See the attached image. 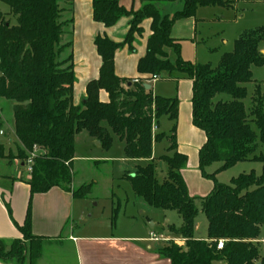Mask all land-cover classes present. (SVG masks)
Segmentation results:
<instances>
[{
	"label": "trees",
	"instance_id": "1",
	"mask_svg": "<svg viewBox=\"0 0 264 264\" xmlns=\"http://www.w3.org/2000/svg\"><path fill=\"white\" fill-rule=\"evenodd\" d=\"M176 1L144 0L135 12L125 9L120 0H92L96 23L109 29L123 18H131V22L122 43L107 36L96 38L95 47L102 61L99 78L87 85L85 99L75 106L73 46L71 42L63 44L73 20L62 21L65 14L72 15L74 0H0L17 18V25L12 26L0 10V99L14 103L18 157L27 164L35 149L41 152L32 159L28 181L32 196L69 187L76 199H87L93 185L70 188L76 136L86 132L104 150L112 148L116 136L124 144L125 158L136 163L135 174L126 176L136 196L150 207L177 212L182 220L180 227L169 226L167 231L185 239V245H165L159 250L163 259L170 264H264L256 245L264 229V97L252 98L249 110L244 103L249 96L246 85L253 82L252 68L264 67L260 50L264 27L244 32L235 42L234 51L225 54L217 68L187 62L181 57L180 42L171 37L174 24L194 18L199 8L226 7L229 2L182 0L183 10L172 18L156 7ZM146 20L152 22V34L146 55L138 63L141 78L132 83L116 75L115 55L124 47L133 52L136 36L142 34ZM68 49L71 54L60 61ZM169 51L175 54L174 61ZM163 75L167 80L193 83L192 124L206 138L198 155L199 170L203 178L214 183L204 197L191 196L182 174L188 157L178 152L179 100L155 96L145 89ZM101 92L108 94L107 103L102 102ZM223 95L230 99H218ZM163 117L175 123L168 149L174 154L160 159L167 166V179L159 183L154 144L164 140L166 134L155 136L153 129ZM3 127L0 116V137ZM10 159L0 144V161ZM244 162L262 164V174H244L229 185L217 182V175ZM214 164L221 167L207 174L206 168ZM200 212L208 221L203 240L196 237ZM19 230L23 240L9 245L0 239V261L36 264L42 239L32 234L31 207ZM221 241L224 246L219 250Z\"/></svg>",
	"mask_w": 264,
	"mask_h": 264
},
{
	"label": "crops",
	"instance_id": "2",
	"mask_svg": "<svg viewBox=\"0 0 264 264\" xmlns=\"http://www.w3.org/2000/svg\"><path fill=\"white\" fill-rule=\"evenodd\" d=\"M143 1L120 0V4L128 11L133 10L136 12L142 8ZM227 2H229V6L226 7L199 8L194 18L180 20L174 24L171 37L180 42L182 58L185 61L198 64L195 55L199 46L207 44L208 41H206L204 36H209L206 32H210L207 30L209 26L204 25L233 24L236 26L237 38L246 31L264 27V13L263 20H260V22L259 19L254 21V14L252 13L255 8L264 11V0L258 2L227 0ZM159 5L160 8L158 4L156 7L160 11H162L161 7H163L165 10L163 15L170 18L184 8L182 0H177L174 3H159ZM214 8H220L218 10L224 9L227 13L234 11V16L224 18L222 16L223 11H217ZM207 9L216 11H211L210 14L201 11ZM70 18H72L73 22L70 24L69 31L67 30L66 38L67 42H71L73 46L75 74L76 70L77 73L80 72V76L76 75L77 82L74 86V105L80 106L86 97L87 85L99 78L102 66L101 58L95 47L96 38L107 36L115 43H122L128 33L131 18H123L115 27L108 29L94 21L92 0H74L73 12ZM151 25V20L143 22L141 26L142 34L136 36L133 52L128 47L117 51L115 55V72L119 78L129 80L132 83L141 78L138 73V63L146 55L147 42L152 34ZM202 26H204V33L198 32V27ZM217 31L221 32L219 28ZM216 35L217 33L213 37ZM217 37L220 38L221 43L227 44L221 38V34H218ZM186 46L192 50L191 55L188 54L186 56L185 53L188 50ZM260 50L264 55V43L261 44ZM157 81L147 84L151 86L152 91V84ZM168 81L173 86L171 88L173 94L168 95L169 92L159 93L164 94L166 98H177L180 103L176 133L178 152L188 157V165L182 174L191 196L204 197L203 195L206 193L203 191L210 192L212 190L210 183L204 181L199 170L198 155L201 147L206 142V138L192 124L193 83L188 80L175 81L169 79ZM155 96L159 95L156 94ZM101 100L107 103L109 100L108 94L101 92ZM13 106H11L12 109ZM169 123L172 122L169 121ZM154 127H156V130L153 131L155 136L162 134L160 123L158 127ZM169 144L170 140L168 139L166 151L170 147ZM165 156L172 157L173 154L168 152ZM125 160L135 168V162ZM153 160L156 163L157 158L154 151ZM29 168L28 163L24 164L18 159L0 161V239L5 240L9 245L13 241L23 240L19 227L24 225L28 209L31 207L32 234L42 239L41 255L36 264H170L168 260L163 259L159 255V250L162 249L163 245L161 242L151 241V234L167 238L175 236L170 235L168 231L166 232L168 236L157 234L154 231V225L153 228H150L148 234L144 231L143 236L130 235L112 238L99 235L91 237L75 236L74 227H70L69 223L74 214L77 213V210L79 211L80 204L78 201L86 199H76L69 192V187L53 188L46 194L32 196L28 185V181L31 178ZM192 183L194 188L191 186ZM70 188L76 190L73 186ZM104 243L113 244L109 254L98 251V246ZM66 245L70 246V250L64 248ZM75 253L77 256H75ZM15 262L4 263L0 261V264H18ZM25 264H29V262L27 261Z\"/></svg>",
	"mask_w": 264,
	"mask_h": 264
},
{
	"label": "rangeland",
	"instance_id": "3",
	"mask_svg": "<svg viewBox=\"0 0 264 264\" xmlns=\"http://www.w3.org/2000/svg\"><path fill=\"white\" fill-rule=\"evenodd\" d=\"M227 2V0H223ZM167 6V5H166ZM165 6V7H166ZM160 8V5L158 4ZM170 7V6H167ZM217 11H223L222 16L224 18L234 16V11L225 12V10H218L220 8H214ZM254 9V8H251ZM0 10L3 12L4 20L10 21L12 26L17 25V18L10 15V9L0 4ZM162 14H165V10L161 7ZM213 9L201 10L208 14ZM227 11V10H226ZM252 13L254 14V21L259 19L262 21L264 11L255 8ZM70 15H64L62 21H68ZM258 22V24H260ZM209 26L206 32L209 36L206 38L207 44L198 47L196 53L197 63L200 65H211L213 68H217L221 62V59L225 54L234 51L235 42L238 40L236 26L233 24L224 25H204ZM198 27V32H202L203 28ZM221 32H218L217 29ZM202 29V30H201ZM238 29V28H237ZM69 31V28L66 29ZM66 31V32H68ZM221 34L227 44L221 43L220 38L213 37L215 34ZM72 41V40H71ZM66 35L63 39V44H67ZM187 47V46H186ZM186 56L191 55L192 50L187 47ZM71 50L60 56V61L66 60L71 54ZM189 52V53H188ZM170 59L174 61L176 59L175 54L169 51ZM182 57V50H181ZM195 60V61H196ZM187 61V60H186ZM189 62V61H187ZM253 82L247 84L246 87L249 92L248 98L244 101L246 108L249 110L252 107V98H256L258 95L264 97V67L263 68H252ZM79 73L76 75L80 76ZM77 79V78H76ZM166 75H163L162 79H159L156 83L152 84L153 93L158 94L160 97L165 95L160 94L169 92L168 95H172L171 88L173 87L171 82L167 80ZM77 82V81H76ZM218 99L229 100L228 96H219ZM13 102L0 99V116L4 122L3 133L0 137V144H3L6 149V153L10 154L12 159L20 160L18 155L17 138L15 136L13 110L11 106ZM167 117H163L159 123L161 133L166 134V139L161 142L155 143L154 153L157 158L156 161V178L159 183L165 182L167 179V166L160 159L165 156L167 150V140L171 134V131L175 125L174 122L169 123ZM178 122V121H177ZM156 126L158 127V124ZM178 125V124H177ZM113 145L110 150H104L99 142L91 138L86 132L76 136L75 140V157L73 163V183L74 189H78L84 185H93L91 195L82 201H78L80 204L79 211L74 214L70 220L69 226L74 227L75 236H108L112 237H127L130 235H142L145 231L154 225V231L159 235H166L169 226H181L182 220L175 211H166L162 209H156L148 206L145 201L134 193L131 183L127 180L126 176L135 174V168L132 164L128 163L125 159L124 144L117 138L113 137ZM170 145V144H169ZM167 152V153H166ZM170 153V152H169ZM40 155V153H38ZM174 154V153H172ZM16 157V158H15ZM21 161V160H20ZM221 164H214L213 166L206 168L207 174L215 173ZM12 171V169H10ZM263 171V165L257 162H244L239 163L236 166L228 169L225 172L217 175L216 179L219 184L229 185L233 179L240 177L241 175H248L254 172L257 176H260ZM204 181L210 183L211 190L214 187V183L204 178ZM194 188L193 183L191 184ZM208 195L210 192L203 191ZM78 204V205H79ZM199 207V204H198ZM196 237L199 239H206L208 230V221L203 213H199L196 218ZM68 232V231H67ZM143 236V235H142ZM147 236V235H146ZM168 236V235H166ZM261 240H264V229H262ZM162 243V248L165 247L166 243ZM169 244V243H168ZM167 244V245H168ZM113 244L104 243L98 246L99 252H105L109 254L110 248ZM176 245V244H175ZM185 245V243H184ZM260 249L262 259L264 261V241H258L256 244ZM180 247V246H178ZM183 247V246H182ZM70 250V246H65ZM75 256L76 253H75ZM16 263V262H15ZM27 263V262H26Z\"/></svg>",
	"mask_w": 264,
	"mask_h": 264
},
{
	"label": "built area",
	"instance_id": "4",
	"mask_svg": "<svg viewBox=\"0 0 264 264\" xmlns=\"http://www.w3.org/2000/svg\"><path fill=\"white\" fill-rule=\"evenodd\" d=\"M134 83H138V80L134 81ZM155 130H156V127H154L153 131H155ZM38 153H41V152L39 150L35 149L34 153L31 154V159L28 161V164L30 166V168H29V172L30 173L32 172V164H33L32 159L35 156L39 155ZM151 241H153V242H163V243H166V245L168 243L169 244H174V245L176 244V246H180V247L184 246V243L186 242V240L181 238V237H171V238L170 237L169 238H167V237H157L154 234H151ZM223 246H224V242L223 241L219 242L218 249L222 250Z\"/></svg>",
	"mask_w": 264,
	"mask_h": 264
},
{
	"label": "water",
	"instance_id": "5",
	"mask_svg": "<svg viewBox=\"0 0 264 264\" xmlns=\"http://www.w3.org/2000/svg\"><path fill=\"white\" fill-rule=\"evenodd\" d=\"M131 86V85H130ZM145 89L147 90V91H150L151 90V86L150 85H145ZM99 145H100V143H99ZM151 228H153V225H151Z\"/></svg>",
	"mask_w": 264,
	"mask_h": 264
}]
</instances>
